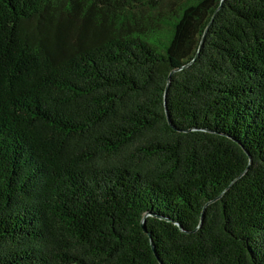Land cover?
<instances>
[{
  "label": "trees",
  "instance_id": "16d2710c",
  "mask_svg": "<svg viewBox=\"0 0 264 264\" xmlns=\"http://www.w3.org/2000/svg\"><path fill=\"white\" fill-rule=\"evenodd\" d=\"M221 2L0 0V264H264V0Z\"/></svg>",
  "mask_w": 264,
  "mask_h": 264
},
{
  "label": "water",
  "instance_id": "95a60500",
  "mask_svg": "<svg viewBox=\"0 0 264 264\" xmlns=\"http://www.w3.org/2000/svg\"><path fill=\"white\" fill-rule=\"evenodd\" d=\"M222 3H223V0H222V2H221V5H222ZM219 8H220V7H219ZM219 8L216 10V12L219 11ZM213 19H214V16L212 17V19H211V21H210V23H209L208 28L210 27V25H211ZM208 28H206L205 34H206ZM205 34H204V36H203V40H202V42H200L199 51H198V53H197V56H198V54H199V52H200V49H201V46L203 45V42H205ZM195 58H196V56L192 59V61H190L189 63L184 64L182 67H179V68H177V69H175V70H171V72H170V74H169V82H168V84H167V86H166V92H165L166 95H167V92H168V88H169V84H170V78H171V76H172L176 71L182 70L183 68H186V67L188 68V67L194 62ZM167 117H168L169 120H170V117H169V115H168V109H167ZM170 122H171V121H170ZM147 215H148V214H145V216L143 217V220H142V226H143V230H144L145 232H148L147 229H146V228H147V227H146V217H147ZM148 234H149V236H150L151 239H152V235H151V233L148 232ZM152 242H153V239H152ZM152 245H153V244H152ZM153 247H154V246H153Z\"/></svg>",
  "mask_w": 264,
  "mask_h": 264
}]
</instances>
